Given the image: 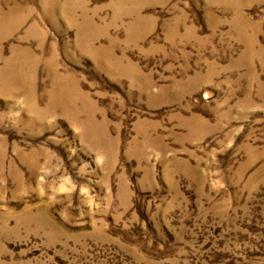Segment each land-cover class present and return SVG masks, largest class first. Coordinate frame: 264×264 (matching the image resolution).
I'll list each match as a JSON object with an SVG mask.
<instances>
[{"label":"rangeland","instance_id":"obj_1","mask_svg":"<svg viewBox=\"0 0 264 264\" xmlns=\"http://www.w3.org/2000/svg\"><path fill=\"white\" fill-rule=\"evenodd\" d=\"M18 5L0 264H264V0Z\"/></svg>","mask_w":264,"mask_h":264},{"label":"bare ground","instance_id":"obj_2","mask_svg":"<svg viewBox=\"0 0 264 264\" xmlns=\"http://www.w3.org/2000/svg\"><path fill=\"white\" fill-rule=\"evenodd\" d=\"M3 1L8 2V0H0V5H3ZM20 6H14L10 13L3 14L0 13V25H11V23H6L10 20L11 17L19 18L16 24V27H18L20 24L25 23V20H27L26 15L21 13ZM14 53L17 54L15 58H12L10 61L5 62V67L0 70V77H3L5 74L9 76V79L12 81H15L17 84L21 82V85L25 84V81L27 78H30V73L34 71V65L35 59L31 58L27 52H25L23 55L19 54V52L15 51ZM1 59V57H0ZM31 64V67H27L25 65ZM25 79V81H24ZM2 81H6V79H0ZM27 88V87H26ZM63 94V93H62Z\"/></svg>","mask_w":264,"mask_h":264}]
</instances>
